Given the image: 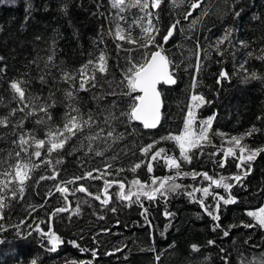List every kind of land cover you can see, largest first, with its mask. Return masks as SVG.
<instances>
[{"label":"trees","instance_id":"16d2710c","mask_svg":"<svg viewBox=\"0 0 264 264\" xmlns=\"http://www.w3.org/2000/svg\"><path fill=\"white\" fill-rule=\"evenodd\" d=\"M65 2L66 0H0V97L6 102L0 104V115L6 114L11 107H16L15 102L7 103L11 99L8 87L10 80L24 79L29 82V90L33 96H46L50 90H54L53 82L59 81L62 71L74 72L89 58V53L98 54L95 42L100 39L104 42L99 45V49L105 50L110 57L109 79L112 75L117 80L121 78L120 69L124 67L122 58L127 53L117 52L116 43L107 35L108 28L114 27L112 20L117 12L111 7V0H69L70 6L66 14L61 11V5ZM29 3L31 9L26 11ZM97 3L102 5L100 12L107 16V20L94 14L97 12ZM233 5L235 11L241 12L239 17L233 14ZM203 9H208L209 15L194 28H189L191 21L200 16ZM156 11L160 14L161 35L166 33L175 19L181 21L173 37L165 45L166 54L179 64L180 68L176 74L177 83L173 87H160L163 99L161 126L156 130H145L136 122L130 126L117 125V131L125 133L124 139L112 148L104 149L103 156L89 153L87 148L68 154L72 145L76 144V140H73L62 154L64 162L57 166L60 172L57 180H45L37 185L36 181L41 175H51V171L45 167L37 169L33 173V180L24 200L13 201L11 207L5 210L6 224L15 225L25 217L27 223H32L33 217L47 220L48 212L64 206L59 193L31 217H28L26 208L29 204H43L45 192L58 181L77 175L83 176L85 171L103 168L108 162L113 163V171L118 167L128 169L141 158L138 153L140 146L169 132L178 133L182 127L183 114L187 110L189 86L194 74V68L189 67V62L195 64L192 53L197 40L206 53H201L202 66L196 91L203 93L206 99L212 102L200 110L199 117L203 119L215 113L213 132L219 130L229 135L242 133L256 124L262 132L247 139L246 143L252 148L264 146V119L257 120L258 116L264 117V82L250 80L245 83V73L240 70V65L247 61L245 67L249 72L257 71L264 75V61L248 55L250 52L259 55L260 49L264 48V0H204L202 8L194 11L188 20L183 18L187 8L173 10L169 0H165L161 9ZM123 15H126L129 21L133 18L130 13ZM228 27L233 29L232 43L224 46L227 50L220 56L211 45ZM241 42L247 43L248 46H243ZM53 54L54 65L48 63L49 55ZM138 55L139 53H133L134 57ZM221 70L227 71L231 78L218 84ZM41 76H44L47 83H41ZM97 78L99 80V76ZM55 87L60 90L56 92L58 106L53 110V116L54 122L59 124L64 112L59 101L69 85L59 82ZM95 92L96 89H92L79 93L83 112L87 113L89 109L96 111V103L92 100ZM112 99L113 97H106L102 104L110 103ZM20 116L18 112L16 118L19 119ZM33 121L34 118L26 122L25 127H37ZM0 131L7 133L8 130ZM43 131V128H38L39 135L42 136ZM11 139L8 135L0 139V150L11 149ZM213 140L217 145L220 144V138L213 136ZM160 146L170 149L172 154L179 155L178 149L171 142L158 145ZM134 152L136 155H133ZM113 157L117 159L113 161ZM218 159L220 157L210 159L203 156L196 159L194 156L190 165H183V170L207 171L213 176L237 172L235 160L229 158L226 167L221 169L214 163ZM252 169V173L243 181V186L232 189V195L237 198L238 203L222 207L219 222L221 227L216 232L211 230L214 223L211 218L203 213L197 203H190L183 192L170 194L167 204L163 199L156 202L144 201V207L148 209L147 219L151 221L150 226L141 215L140 205L132 203L129 206L128 202H121L116 197L118 188L113 187L110 190L112 200L107 206H102L99 201L84 193L69 196L72 207L80 202L82 211L80 215L71 218L70 213H62L53 219V230L64 240V244L56 253H49L47 240L41 241L35 233L27 239L18 238L15 229L0 233V264H31L32 259H37V264H66L72 260L77 261V264L81 260H92L93 264H157L155 254L161 255L158 264H205V257H210L206 264H224L223 257H227L229 264H238L242 255L248 259L259 257L264 253V230L244 228L241 221L251 223L252 220L245 214V210L264 205V153L252 164ZM153 174L162 177L172 173L160 162L155 164ZM136 177L141 181L150 180L146 168L138 170L136 174L126 170L120 177L108 178L125 179L127 182ZM176 182L184 185L186 190H190V186L206 185V182L199 178L195 181L186 177L177 178ZM79 183L85 184L89 191L94 193L102 187V180H83ZM217 191L224 194L222 189ZM199 195L197 193V196ZM113 208L116 209L115 212L112 211ZM165 208L174 213V216L166 219L162 214ZM165 225H169L166 230ZM230 225L238 227L232 228L229 236L224 237L222 232L228 230ZM41 227L47 230L46 224H41ZM21 229L30 231L26 224L21 225ZM161 232H164L163 236ZM71 240H76L81 247L96 249L97 257L93 259L90 251L79 252L68 243ZM208 240H214L215 244L208 245ZM192 244L199 245L200 251L192 252ZM152 247L155 248V254L147 251ZM116 248H122V251L115 252ZM221 249H224V252H221ZM109 252L113 254L107 255Z\"/></svg>","mask_w":264,"mask_h":264},{"label":"snow or ice","instance_id":"6c2138e0","mask_svg":"<svg viewBox=\"0 0 264 264\" xmlns=\"http://www.w3.org/2000/svg\"><path fill=\"white\" fill-rule=\"evenodd\" d=\"M164 2L165 0H111V7L117 12L112 20L114 27L108 28L107 35L116 43L117 52L127 53L122 58L124 67L120 69L121 78L119 80L114 75L109 79L111 75L110 57L105 50L99 49V45L104 42L103 39H100L95 42L98 54L89 53V58L74 72L62 71L59 81L54 80L53 82L54 90H50L46 96H33L29 90V82L24 79H13L8 82L11 99L7 103L15 102L16 107H11L6 114L0 115V130H8L7 133L0 131V139L5 135L12 137L10 141L12 148L0 150V233L15 229V234L20 239H27L35 233L41 241L47 240L49 253H56L64 244V240L53 230V219L62 213H70L69 218H71V216L80 215L82 211L80 202H77L74 208L72 207L69 196L84 193L99 201L102 206H107L112 200L110 190L113 187L118 188L116 197L121 202H128L129 206L132 203L140 205L141 215L150 226L151 221L147 219L148 209L144 207V201L156 202L163 199L167 204L170 194L183 192L189 198L190 203H197L203 213L214 222L211 230L216 232L220 229L222 207L226 208L238 203L237 198L232 195V189L236 186H243V181L253 171L252 164L261 153H264V146L252 148L246 143L247 139L262 132V129L256 124L251 125L242 133L229 135L219 130L213 132L215 113L207 118L199 117L200 110L212 102L207 100L203 93L196 91L199 86L198 75L202 66L201 53H206L198 40L192 53L195 57V64L189 62V67L194 68V74L191 76L189 86L190 95L186 105L187 110L183 114L182 127L178 133L169 132L140 146L138 153L141 158L131 164L128 169L118 167L113 171V163L108 162L104 164L103 168L85 171L83 176L77 175L67 180L58 181L45 192L43 204H29L26 208L28 217H31L38 209L44 208L50 198L59 193L64 206L56 207L48 212L47 220H38L33 217L32 223H27V217H25L15 225L5 223V210L11 207L13 201L24 200L25 193L33 180V173L37 169L45 167L51 171V175H41L36 181L37 185L45 180H57L60 175L57 166L64 162L62 154L73 140H76V144L72 145L71 152L68 154L87 148L89 153L94 152L96 156H103L104 149L112 148L113 145L124 139L125 133L118 132L117 125L130 126L133 122H138L145 130H154L161 126L163 99L160 87L175 85L177 83L176 74L180 68V65L166 54L165 45L173 37L181 21L175 19L167 28L166 33L161 35L160 14L156 10L161 9ZM169 3L173 10L186 7L187 11L183 13V18L188 20L194 11L202 8L204 0H169ZM69 6V0H66L61 5V11L66 14ZM101 6L100 3L96 4L97 12L94 14L103 16L107 20V16L100 12ZM30 9L31 4L29 3L26 11ZM232 11L237 17L241 15L240 11L234 10V5ZM123 13H130L133 18L129 21ZM207 15H209L208 9H203L201 15L191 21L189 28H194ZM180 30L183 31L182 28ZM101 33L103 34V26ZM232 33L231 27L225 28L223 34L211 45L218 55L223 56L227 50L224 46L232 43ZM158 38L160 39L158 40ZM241 43L245 47L248 46L245 42ZM133 53H139V55L134 57ZM248 55L264 61V48L260 49L259 55H254L251 52ZM54 59V54L49 55L48 63L54 65ZM246 63L247 61L240 65V70L245 73L244 82L247 83L250 80L264 82V75L257 71L249 72L245 67ZM230 78L227 71L221 70L217 83L219 84L225 79L230 80ZM40 81L42 84L47 83L44 76L40 77ZM59 82H63L69 87L63 91L59 101L64 112L62 122L57 124L54 122L53 110L58 106L56 92L60 89L55 85ZM92 89H96L92 100L96 103L97 109L96 111L89 109L85 113L81 108L79 93L89 92ZM106 97H113V99L110 103L102 104ZM5 103L4 98L0 97V104ZM18 112L21 114L19 119L16 118ZM32 118H34L33 122L37 127L26 128V122ZM261 119L264 117H257V120ZM38 128H43L42 136L38 134ZM135 131L134 128L133 132ZM213 136L220 138L219 145L214 142ZM166 142L175 145L179 151L178 156L172 154L171 150L166 147H158ZM208 148L214 150L206 151ZM133 155L136 153L134 152ZM194 156L196 159L203 156H208L210 159L220 157L214 163L221 169L226 167L229 158H231L236 161L237 172L231 175L213 176L207 171H196L195 169L190 172L184 171L183 165H190ZM116 159L117 157L112 158L113 161ZM160 162L172 173L171 175L159 177L153 174L155 164ZM142 168H146L150 177L149 181H141L138 177L127 182L125 179L108 178L120 177L126 170L136 174ZM185 177L194 181L199 178L206 182V185L190 186V190H186L184 185L176 182L177 178ZM83 180H102V187L94 193L89 191L85 184H78ZM72 185L77 186L70 187ZM219 189H222L224 194L217 191ZM197 193L200 195L197 196ZM209 198H211L210 201ZM112 211L115 212L116 209L113 208ZM162 214L166 219L174 216V213L168 211L167 208ZM245 214L251 218L252 222L241 221L244 228L264 230V205L246 209ZM99 219H104V217H99ZM25 224L30 231L21 229V225ZM41 224H46V231L41 227ZM168 226L165 225V230ZM235 227L238 225H230L228 230H223V236L228 237L230 230ZM160 234L163 236L164 232ZM68 243L81 253L90 251L93 259L97 257L96 249L81 247L76 240L68 241ZM207 244L214 245L215 241L208 240ZM190 250L199 252L200 246L192 244ZM114 251L120 252L122 248H116ZM147 251L155 254L154 247ZM220 251L224 252V249ZM112 254V252L107 253V255ZM154 259L158 264L161 255L155 254ZM222 259L224 264H229L227 257ZM208 260L210 257L204 258L205 264ZM31 264H37V259H32ZM66 264H77V261L72 260ZM78 264H93V261L81 260ZM238 264H264V253L250 259L242 255Z\"/></svg>","mask_w":264,"mask_h":264},{"label":"water","instance_id":"95a60500","mask_svg":"<svg viewBox=\"0 0 264 264\" xmlns=\"http://www.w3.org/2000/svg\"><path fill=\"white\" fill-rule=\"evenodd\" d=\"M172 38V37H171ZM170 38V39H171ZM174 85H170V86H165V87H168V88H170V87H173ZM136 123H138V122H136ZM139 124V123H138ZM154 130H156V129H154Z\"/></svg>","mask_w":264,"mask_h":264},{"label":"rangeland","instance_id":"374dc122","mask_svg":"<svg viewBox=\"0 0 264 264\" xmlns=\"http://www.w3.org/2000/svg\"><path fill=\"white\" fill-rule=\"evenodd\" d=\"M140 42H143V41H140Z\"/></svg>","mask_w":264,"mask_h":264}]
</instances>
